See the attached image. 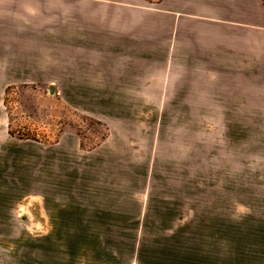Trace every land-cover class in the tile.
Masks as SVG:
<instances>
[{
	"label": "rangeland",
	"instance_id": "rangeland-1",
	"mask_svg": "<svg viewBox=\"0 0 264 264\" xmlns=\"http://www.w3.org/2000/svg\"><path fill=\"white\" fill-rule=\"evenodd\" d=\"M0 2L5 264L114 262L87 256L107 248L123 264H190L207 227L255 224L264 121L223 110L227 75L205 47L237 0ZM63 160L69 212L31 210L36 173L53 162L60 181Z\"/></svg>",
	"mask_w": 264,
	"mask_h": 264
},
{
	"label": "crops",
	"instance_id": "crops-1",
	"mask_svg": "<svg viewBox=\"0 0 264 264\" xmlns=\"http://www.w3.org/2000/svg\"><path fill=\"white\" fill-rule=\"evenodd\" d=\"M237 3L238 18L225 23L228 28H222L217 37L219 39H211L213 33L207 32L205 47L208 52H212V56L222 59L221 73L227 75L223 77L221 97L223 110H228L233 116L237 115V121H264V0H237ZM2 8L0 2V9ZM238 135L240 137V134ZM237 164V169H240V164ZM49 165L44 170H40V178L36 173L37 185L35 187L31 185L30 192L40 196L39 201L36 199L35 204L34 202L31 204V210L44 209L45 213H68L69 200L66 192L68 183L64 182V166L68 164L64 165L63 160L60 181L59 166L56 167V174L54 163L51 162ZM66 173L68 179L67 168ZM38 180L41 181L40 185ZM55 184L57 190L54 189ZM259 187L261 190L262 182H259ZM226 212V205L223 202L222 213ZM2 216H0V264H5L7 246L3 233L14 231L15 222L10 215L4 216L3 219ZM254 222L252 226L232 227V232L226 226L216 230L207 227L205 242L190 243V264H264V202L255 206ZM164 244L156 243L157 259L166 258L171 254L159 252L167 249L160 247L165 246ZM12 248L15 249V246L13 245ZM171 248L175 251L184 249ZM132 250L133 248L131 253ZM174 255L173 257H179L181 254L178 255L176 252ZM87 256L92 260L105 256L115 260L102 264H118L121 258L118 248L102 249L100 252L89 250ZM120 261L123 264L125 259L122 257ZM131 261L137 264V259L134 257Z\"/></svg>",
	"mask_w": 264,
	"mask_h": 264
}]
</instances>
